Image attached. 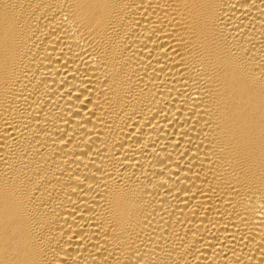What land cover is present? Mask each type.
Masks as SVG:
<instances>
[{
    "label": "bare ground",
    "instance_id": "bare-ground-1",
    "mask_svg": "<svg viewBox=\"0 0 264 264\" xmlns=\"http://www.w3.org/2000/svg\"><path fill=\"white\" fill-rule=\"evenodd\" d=\"M0 264H264V0H0Z\"/></svg>",
    "mask_w": 264,
    "mask_h": 264
}]
</instances>
